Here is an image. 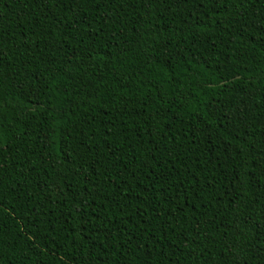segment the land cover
Listing matches in <instances>:
<instances>
[{"label":"trees","instance_id":"obj_1","mask_svg":"<svg viewBox=\"0 0 264 264\" xmlns=\"http://www.w3.org/2000/svg\"><path fill=\"white\" fill-rule=\"evenodd\" d=\"M0 264H264V0H0Z\"/></svg>","mask_w":264,"mask_h":264}]
</instances>
